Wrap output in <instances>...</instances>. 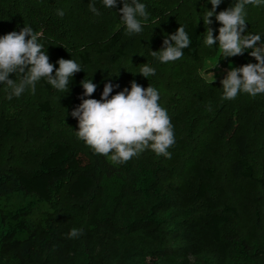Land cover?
<instances>
[{
    "label": "trees",
    "instance_id": "16d2710c",
    "mask_svg": "<svg viewBox=\"0 0 264 264\" xmlns=\"http://www.w3.org/2000/svg\"><path fill=\"white\" fill-rule=\"evenodd\" d=\"M174 1L181 13L172 19V34L185 26L192 44L183 50L182 58L199 62L203 30L198 15L209 0H190V6L191 2L196 6L191 10L186 4L182 6L186 0ZM139 2L147 9L152 0ZM234 2L223 0L221 4L228 8ZM90 3L95 4L100 15L90 11ZM122 6L119 0L113 9L105 8L102 0H0V36L29 26L41 33L39 43L56 68L60 58L74 59L83 66L84 70L71 79L68 94L59 98V119L71 130H78V121L71 112L81 103L84 89L80 82L90 80L94 58L105 56L116 63L134 47V38L127 35L119 15ZM257 8L248 5L246 13ZM57 10H63L64 16L57 15ZM247 32L259 34L264 40V27L247 26ZM151 40L155 41L154 35ZM250 51L235 58L242 65L256 63L248 54ZM196 74L197 71L187 76L200 82ZM9 78L16 76L10 74ZM38 84L44 93L35 99L34 109L45 123L57 113L50 99L54 93L43 78ZM1 87H5L2 89L7 97V86ZM221 87L214 93L204 87L212 95L203 104L191 96L198 111L209 105L212 111L208 124L201 123L196 137L189 134L191 130L185 133L187 139L200 146L198 150H208L211 156L192 179L173 181V171L163 160L155 163L150 181L142 185L136 181L130 160L118 168L103 155L83 154L64 140L46 143L32 166L0 168V196L20 192L53 205L59 193L64 192L71 201L70 208L79 216L77 219L61 209L58 216L47 213L43 221L30 227L23 217L26 212L20 211L13 215L15 224L7 228L1 219L0 264H264V238L248 239L240 233L236 206L205 203L217 179L219 156L214 155L222 156L231 180L264 185L256 177L254 167L256 152L264 150V94L255 98L242 94L233 103L221 98ZM84 98L94 99L93 95ZM21 100L33 110V99L27 96ZM6 119L0 131L10 133L14 127L10 120L14 117L8 115ZM125 173L130 174L128 182ZM111 177L118 182V190L111 197L116 214L90 215L97 204L92 199L96 188L103 179ZM72 228L86 233L68 239Z\"/></svg>",
    "mask_w": 264,
    "mask_h": 264
},
{
    "label": "rangeland",
    "instance_id": "374dc122",
    "mask_svg": "<svg viewBox=\"0 0 264 264\" xmlns=\"http://www.w3.org/2000/svg\"><path fill=\"white\" fill-rule=\"evenodd\" d=\"M184 4L189 10L196 7L192 2L190 6V0L183 1L182 6ZM174 6V0H152L151 6L146 9L149 17L143 25L142 32L132 35L127 34L134 38L133 49L128 51L116 63H111L105 56H96L89 73L90 79L97 85L96 91L92 94L94 99L97 100L101 98L103 88L109 82L114 85L111 95H115L125 88L130 90L133 80L144 88H147L150 84L160 93L159 104L167 110L173 125L174 135L178 136V141L168 149L171 153L170 159L162 158L149 149L130 160L138 177L136 181L142 185H146V182L150 181L151 170L155 169V163L163 160L169 169L173 171L172 176L175 182L183 181V179H192L199 172V169L207 164V159L211 157L210 154L208 155L209 151L198 150L200 146L193 144L191 140L187 139L185 133L187 130H191L189 134L196 137L199 126L203 121H209L212 117V111L207 110L208 106L201 107L200 111H198L197 109L199 108H195L191 101V96L198 99L200 104H203L205 99L210 98L209 95H212L211 93L208 94L204 87L211 89L212 93H214L221 87L220 81L225 77L230 67L242 66L235 57L222 58L218 44L211 47L204 44L206 32L202 16L208 9L211 10L210 2L206 6L201 7L202 11L200 10L198 15V18H201V28L203 30L202 58L199 62L193 63L186 58H181L174 62L161 63L152 57L150 52L160 50L165 36L174 32L171 24L172 19L177 18L178 15L180 17L181 13ZM225 9V6L220 4L216 12L218 13ZM211 19L213 23L210 27L213 29V35L216 36L219 34L218 29L221 25L215 20V15ZM246 22L247 26L250 27H264V4L256 10L247 13ZM152 35L155 37L154 42L151 40ZM144 63L155 68V75L145 78L138 73ZM195 71H197L196 77H198L200 82L187 76V73H194ZM211 72L214 73L215 77L212 83ZM2 84L0 83V130L1 125H3L2 128L5 127L8 115L14 117V119L10 120V123L12 127L14 126L17 129L13 127L10 133L9 131H0L1 169L6 170L15 166H17V169H22L34 165V157L38 155V152L45 149L46 143L50 142L51 144L52 141L56 140H64V142L86 155H88V152H93L91 148L86 146L84 141L77 138L76 131L78 130L67 128L59 119L61 116L59 98L62 94H68V92H60L52 88L55 95L50 96V99L57 113L49 122L42 123L44 121L34 109L35 99L43 97L44 93L38 82L36 83L35 94H32L30 90H26L23 93V97L21 95L19 98L13 97L11 100H8L4 95V89L2 88L5 87H1ZM242 94L244 93L238 94L237 97L242 96ZM27 96L33 99L30 102L33 110H31V107L25 106L21 100ZM175 117L179 118L176 120ZM45 128L49 131H45ZM33 131H35L34 134L31 133ZM180 137H184L183 140ZM214 156H219L216 161V167L218 168L217 179L213 184L214 190L205 203L213 202L218 207L224 204L236 206L238 211L237 224L240 233L244 237H248V239L255 237L264 238V185L255 182H235L231 180L226 164L221 161L220 157L222 156ZM105 158L111 162L110 158ZM254 161L255 175L264 182V150L256 152ZM113 165L120 167L119 164ZM124 175L128 182L130 174L125 173ZM117 190L118 182L112 180V177L103 179L92 197L93 200H97V204L95 211L90 215L97 213L115 215L116 208L111 202V197ZM56 201V204L51 205L37 200L32 195H23L20 192L2 194L0 196V225L2 224L1 219H3L6 228L14 225L15 219H13V215L20 211L26 212L23 217H25L30 227H33L39 221H43L47 213L58 216L61 213V209L65 210L68 215L79 218L70 208L71 201L64 192L59 193ZM79 222L82 223L83 221ZM85 233L83 231L82 235H85Z\"/></svg>",
    "mask_w": 264,
    "mask_h": 264
},
{
    "label": "clouds",
    "instance_id": "9594fccd",
    "mask_svg": "<svg viewBox=\"0 0 264 264\" xmlns=\"http://www.w3.org/2000/svg\"><path fill=\"white\" fill-rule=\"evenodd\" d=\"M119 2L123 5L119 15L127 34L141 33L149 17L146 5L139 0ZM209 2L211 10L208 9L202 16L206 32L204 44L208 47L218 44L222 58L243 55L251 49L248 54L257 61L230 67L220 81L223 90L221 98L230 101L240 93L253 98L264 94V40L259 34L248 33L246 22V6L259 7L264 0H235L218 13L216 9L223 0ZM117 3L118 0H102L105 8L113 9ZM89 9L95 15H100L94 3L89 4ZM57 15L63 17V10H57ZM214 15L221 25L216 36L210 27ZM40 35L24 25L19 32L11 31L0 36V83L7 86L8 100L19 98L26 90L35 94L36 83L42 78L53 89L68 92L73 76L84 70L74 59L63 58L56 62L59 65L56 68L50 62L44 45L39 43ZM191 44L188 31L181 25L174 34L165 36L160 50L151 51L150 54L161 63L174 62L183 57V50ZM155 72V68L144 63L138 73L148 78ZM10 74H15L16 79H10ZM211 74L212 83L215 77L213 72ZM80 83L84 89L83 96L71 116L78 121L77 138L84 141L95 154L110 158L113 164H124L149 149L158 156L171 158L168 149L176 142L173 125L167 110L159 104L160 93L155 87L149 84L144 88L133 80L130 90L125 88L111 95L114 85L109 82L97 100L84 98L91 97L96 91L97 85L92 79H84ZM207 110L211 111L210 105ZM82 232V229L72 228L67 238H77Z\"/></svg>",
    "mask_w": 264,
    "mask_h": 264
}]
</instances>
